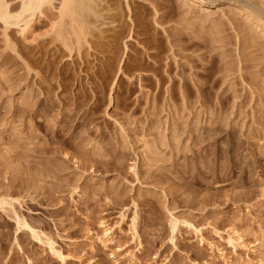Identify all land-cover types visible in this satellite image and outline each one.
<instances>
[{"label": "rangeland", "instance_id": "obj_1", "mask_svg": "<svg viewBox=\"0 0 264 264\" xmlns=\"http://www.w3.org/2000/svg\"><path fill=\"white\" fill-rule=\"evenodd\" d=\"M244 1L102 0L81 32L60 0L25 31L0 18V264H264Z\"/></svg>", "mask_w": 264, "mask_h": 264}, {"label": "bare ground", "instance_id": "obj_2", "mask_svg": "<svg viewBox=\"0 0 264 264\" xmlns=\"http://www.w3.org/2000/svg\"><path fill=\"white\" fill-rule=\"evenodd\" d=\"M48 1H50V0H21L20 11L17 12L15 15L14 14L11 15V14H9V12H7V6L4 3V1L0 0V18L3 19L5 22L9 21L8 19H14L16 21V23L18 21H22L23 22L22 31H25L26 29L30 28V24H31V21H32V18L34 16L35 11L40 10L42 4H44L45 2H48ZM196 1L200 2V3H205V2L208 3V1L211 4L215 3V0H207V1L196 0ZM100 2H102V0H60L59 12H60L61 16L62 15H65V16L69 15L71 21L75 22V20L77 19L81 23V24L79 23V25H78L79 26L78 29L81 32L83 30V28H85V27L86 28H89L91 26L94 28L96 27V26H94V24L91 25V22L93 23V21H92L93 18H96V20H97L99 17H101V18L103 17L100 14V11H98L99 10L98 8L100 7L99 6ZM194 3H195V1H194ZM243 4L245 6L244 9L247 8L248 11L250 10L252 13H254V15L257 17V21L264 25V8H262L260 6H255L257 4L251 2L250 0L244 1ZM201 5H203V4H201ZM238 10H240V9H238ZM25 14H28V15L24 16ZM78 21H77V23H78ZM83 26H85V27H83ZM76 36H78V38H79V35L76 34ZM16 221H17V224L19 225L20 220L17 219ZM24 226H26V225L24 224ZM258 263L261 264L260 262H258Z\"/></svg>", "mask_w": 264, "mask_h": 264}]
</instances>
